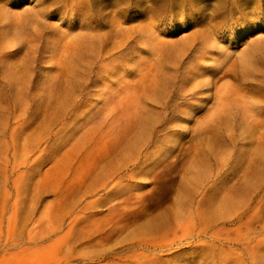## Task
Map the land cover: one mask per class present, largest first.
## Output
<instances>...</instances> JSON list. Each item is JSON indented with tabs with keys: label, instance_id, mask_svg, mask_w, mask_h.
<instances>
[{
	"label": "rangeland",
	"instance_id": "374dc122",
	"mask_svg": "<svg viewBox=\"0 0 264 264\" xmlns=\"http://www.w3.org/2000/svg\"><path fill=\"white\" fill-rule=\"evenodd\" d=\"M0 0V264H264V0Z\"/></svg>",
	"mask_w": 264,
	"mask_h": 264
},
{
	"label": "bare ground",
	"instance_id": "6f19581e",
	"mask_svg": "<svg viewBox=\"0 0 264 264\" xmlns=\"http://www.w3.org/2000/svg\"><path fill=\"white\" fill-rule=\"evenodd\" d=\"M217 1H219L220 2V4H219V6L216 8V10H217V12L219 13V14H221L222 13V10H223V5H224V2H225V0H217ZM234 2H239V0H233Z\"/></svg>",
	"mask_w": 264,
	"mask_h": 264
}]
</instances>
